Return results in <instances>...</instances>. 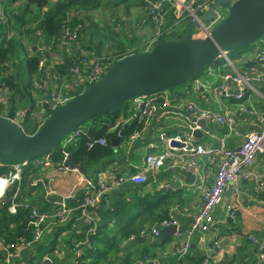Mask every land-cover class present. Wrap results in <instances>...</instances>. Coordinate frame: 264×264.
I'll use <instances>...</instances> for the list:
<instances>
[{"label":"crops","instance_id":"1","mask_svg":"<svg viewBox=\"0 0 264 264\" xmlns=\"http://www.w3.org/2000/svg\"><path fill=\"white\" fill-rule=\"evenodd\" d=\"M23 3V0H17L14 6ZM131 8L140 9V6L133 5ZM128 21V17L120 16L118 24L122 25ZM129 25L127 24V27ZM153 38L154 32L152 30L145 42L138 45L140 42L138 39L132 43L129 42L127 46L131 51L136 46L144 47ZM35 44H37L36 40L30 43L33 51ZM79 48L75 45L74 52L77 53ZM81 52L85 51L81 50ZM262 54L264 52L255 53L254 56L250 54L247 57L239 55L240 61L245 67L239 71L246 74L256 72L257 79L252 82L256 90H249L245 98L240 101L220 97L213 91V86L222 80V74L231 70L229 63L223 58H218L215 66L209 68L208 76L214 77L215 82L208 84L197 77L190 86L184 88L187 91L186 97L177 94L176 88L161 92L164 97L155 95L158 106L156 111L148 117L149 123L144 130V135L135 140H130V137L125 140L122 139L120 144L115 147L116 154L110 157L113 161L108 165L106 171L111 169L107 172L115 176L137 173L143 166L146 155L154 151L148 147L150 142L155 143L159 148H163L166 145L165 137L185 136L193 132V127L197 128V125L193 123V120L196 119L195 116L188 109L189 102L220 113H230L235 118V124L231 129L216 121L207 120V126L201 128L203 136L201 138L195 137L196 142L216 146L221 137L229 134L226 137L227 146L238 147L245 141L251 130L259 129L264 124V61L259 60L256 56ZM1 75L0 73V77H2ZM134 107L130 116L122 119L120 123L122 126L130 125L139 120L140 107L137 104ZM123 128L120 129V132ZM215 170L216 163L207 156H200L197 168H188L183 165L180 158H170L157 171L148 172L145 183L125 182L106 195H109L110 200L122 193L127 199H131L132 194L153 190H163L170 193L171 207L169 213L172 218L178 220L177 230L174 232L163 229L158 237L140 235L125 241L123 250L126 253H131L133 264H151L145 260V257H141V252L146 247L150 251L149 257L155 258L158 264H178L180 262L178 248L183 244L182 241L185 239L193 216L204 203L205 192ZM43 174L49 186L47 189L52 187L58 190V193L51 198L60 199L71 190H75L69 203L74 207L77 205V194L82 190L81 179L85 177L84 175L77 171L64 170L58 167L45 169ZM88 174L92 177L89 171ZM247 174V177L240 178L236 183L228 185L222 201L214 212L216 225L208 232H197L193 236L191 249L185 256V264H251L255 243L250 236H255L259 242L264 240V152L258 153L254 163L248 168ZM36 200L39 202L45 200L46 203L51 204L45 197V191H41ZM51 205L52 208L54 204ZM229 205L237 212L233 220L227 217L225 213ZM88 224L86 218L79 216L74 223V230L78 232L76 234H83L87 230ZM52 231H47L40 243L43 240H48L53 234ZM70 232V230L66 231L63 235L69 236ZM74 238L71 239L74 240ZM57 245L58 251L54 250L53 254L50 255L52 264H74V255L68 244L62 239ZM257 253L254 256L257 260L256 264H264V262H260ZM32 254L34 255L36 252L32 253L29 249L23 251L26 262Z\"/></svg>","mask_w":264,"mask_h":264},{"label":"trees","instance_id":"2","mask_svg":"<svg viewBox=\"0 0 264 264\" xmlns=\"http://www.w3.org/2000/svg\"><path fill=\"white\" fill-rule=\"evenodd\" d=\"M16 1H0V73L2 74L0 87L4 88L6 86L8 88L12 97L11 103H9L10 106H18V108L30 106L33 108L35 101L33 83L36 76L42 75L39 63L44 55L34 52L29 44L34 40L44 44L47 42L51 45V49H56V45L61 44L63 29L66 24L70 29L77 32V43L75 45L80 48L77 53L74 52L73 45L63 48L64 59L58 60L59 63L57 64L51 60L50 55H46L45 66L50 67L53 65L51 74L60 77L58 79L70 78V68L79 63V58L83 57L85 52L89 56H99L104 63L110 65L126 55L146 51L144 50L145 46H141L134 47L133 51L129 52L127 44L121 42L116 45L115 50L113 47L102 50L103 41L100 37L104 29L109 28L105 25L106 20L112 25H118L119 23L120 17L111 14L109 10L118 7H126L130 10L133 5L148 9V0H49L47 6L43 5L41 7H37L34 2H26V0H23V4L14 6ZM102 9L112 16H104ZM167 22L168 25L171 24L172 19L169 18ZM168 37L176 38L173 32L168 34ZM132 41L135 40H130L131 43ZM259 42L263 44L264 39ZM255 46L256 44H250L235 50L241 53L244 49ZM81 50L85 52L82 53ZM21 51L24 54L22 58H20ZM17 58L21 61H17ZM198 76L193 77V79ZM89 85V83L81 85L71 95L76 96L82 93ZM134 101L132 100L114 110L96 116L78 128L83 130V133L75 136L63 147V150L71 155V162L74 165L86 166L90 174L99 168L106 170L105 168L113 161L110 157L116 154V148L112 145L111 140L117 137L120 129L124 127L120 124L122 119L127 118L133 112L132 109L136 105ZM2 108L1 105L0 112L3 110ZM48 112L52 113V111ZM12 114L13 111L5 116L13 117ZM29 123L30 120L27 114L22 124L24 130L29 126ZM40 126L31 125L26 132L34 134ZM116 126L117 128L111 131ZM143 127L144 119L140 118L127 125L123 139H128L134 132L142 130ZM101 137L106 138L107 143L105 145L96 142ZM90 142L93 143L91 147L89 146ZM50 153L56 165L61 166L64 152L52 151ZM32 166L30 163L24 168L25 184L20 197L17 199L19 203L17 211L15 213L10 211V203L8 205L0 204V240L4 243L17 245L23 241L32 240V226H29L28 222L31 220L30 214L33 207L46 212H53L57 208H51V204L46 203L45 200L40 202L35 200L32 192H29L30 189L34 190L36 188V186H31L30 181L27 179ZM8 172L9 168L7 166L0 167V175H7ZM85 194L86 191L81 190L77 196L82 199ZM38 195H40V192ZM108 196L104 197L102 202L93 208L97 214L98 227L84 245V252L80 259L81 264H116V262L118 264H133L131 253H126L123 250V243L133 236H140V232L144 227L171 217L169 213L171 207L169 192L163 190L139 192L138 194H132L131 199L125 198L123 193L118 194L114 199L110 197V200ZM80 214L79 210H75L68 221L55 224L50 238L36 244L32 249H29L30 252L42 251L43 247L48 245L51 247L49 250H54L56 244H59L62 239L72 250L74 241L71 238L76 237L83 240L86 236L85 232L76 234L72 230ZM69 230H71L69 236H64L63 234ZM257 251L258 246L255 243L251 264L257 263L256 258H254ZM141 253V257L150 256L148 247ZM41 260L36 259L35 254H32L31 257L27 258V264H42ZM0 264H7L6 255L3 252H0ZM11 264H20V261L15 260Z\"/></svg>","mask_w":264,"mask_h":264},{"label":"built area","instance_id":"3","mask_svg":"<svg viewBox=\"0 0 264 264\" xmlns=\"http://www.w3.org/2000/svg\"><path fill=\"white\" fill-rule=\"evenodd\" d=\"M148 3V16L152 18L154 38L150 40L147 47L148 50L146 51H149L154 47L164 29L167 34L177 30L178 33H175L176 37L178 35H183L186 31L188 20L192 19L196 21L198 25L195 29L194 36L205 38L209 34V27L221 21L223 18V13L218 11L213 22L206 23L201 19V16L210 8L211 0H148ZM169 18L172 19V22L168 25L167 21ZM38 34H40V32H38ZM75 43H77V32L70 29L66 24L63 29V36L59 46L66 48L72 45L75 46ZM256 54H258V52H256ZM256 56L259 60L264 61V54ZM221 57L229 63L231 70L223 73L222 80L213 86V91L216 92L218 96L240 101L245 98L249 90H256L252 84L253 81L257 80L255 76L256 72H251L246 75L239 71L234 62L227 55ZM45 64L46 56L44 55L40 61V66L42 65V69L40 70L45 71L43 69ZM109 66L110 65L104 63L99 56L84 55L79 58V63L70 68V71L81 75L84 79V84H92L105 75ZM0 92H4V94L7 93L4 91L3 87H0ZM160 93L148 96H138L134 99L140 107L138 118L144 119V127L142 130L134 132L131 135L130 140H135L144 135V130L149 123L148 117L156 111L158 106V101L154 96L159 95L160 97H164V95L162 93L160 95ZM7 94L10 95L9 91ZM55 97L56 99L54 102L50 103L48 111H55L59 106L69 102L74 96L65 95ZM188 109L196 119L204 118L206 120L216 121L230 129L235 124V118L230 113H220L212 109L202 108L193 102L188 103ZM194 128L195 127H193V129ZM82 133L83 130L78 129L68 141ZM228 135L229 134H225L221 137L216 146L196 142V138L193 136L192 132L185 136L176 135L165 137L166 145L163 148H159L158 145L150 142L148 147L154 149V151L149 152L146 155L143 166L137 173L133 174L115 176L104 170L100 173L99 179L94 180L93 178H87L77 169H73V171H77L85 176L81 179V188L86 191L85 196L82 199L78 198L77 205L74 207L70 205L69 200L73 197L75 190H71L60 199L51 198L58 193L56 188L50 187L45 190V197L51 204H54L53 207L57 208L53 212H46L37 207H33L32 213L30 214L31 220L28 222V225L32 226V240L23 241L17 245L11 243L5 244L3 241H0V249H6V259L9 261L7 264H11V262L15 260H19L20 264H27L23 256V251L26 249H32L36 244H39L47 231L54 230L53 226L55 224L68 221L75 210H79L81 213L80 216L86 218L89 222L87 230L85 231V238L79 240L75 237L73 240V261L74 264H81L80 259L84 252V245L89 240L90 236L96 232L98 227L97 214L93 208L98 206L108 193L114 188L120 187L125 182H133L137 184L145 183L147 181L148 172L153 170L157 171L164 165V162L167 159L180 158L183 165L188 168H197L200 156H208L216 163V170L207 186L204 203L200 210H198L193 216L185 239L182 241L183 244L178 248L180 258L178 264H185V256L191 249L193 236L197 232H208L216 225L214 212L222 201L228 185L230 183H236L240 178L247 177L248 168L254 163L258 153L264 152V124L259 129L251 130L245 141H243L238 147L227 146L226 137ZM172 140L182 143L183 145L180 147L172 146ZM96 142L105 145L107 140L106 138L101 137ZM92 145L93 143L90 142L89 146L91 147ZM62 151L64 152V159L61 166L56 165L51 153L46 154L34 162L43 165L45 168L58 167L60 169L69 170L70 168L65 164L69 153L64 150ZM26 165H28L26 162H0V167L7 166L9 168L7 175H0V204L8 205L10 203L9 209L12 213L17 211L19 204L17 199L20 197L25 184L24 168ZM27 177L31 186L40 185L39 181H37L38 178H35L30 174H28ZM161 187L164 186L161 185ZM225 213L226 216L232 220L237 215V212L230 205L226 208ZM178 225V220L171 216L170 218L163 219L151 226L144 227L141 230L140 235L158 237L161 235V231L164 228L170 226L178 227ZM72 230L75 232L74 225ZM250 237L253 242L258 245L257 255L260 262H264V240L259 242L255 236ZM48 257L51 258V256ZM45 258H47V256ZM145 260L151 264H158L155 258L149 256H145Z\"/></svg>","mask_w":264,"mask_h":264},{"label":"water","instance_id":"4","mask_svg":"<svg viewBox=\"0 0 264 264\" xmlns=\"http://www.w3.org/2000/svg\"><path fill=\"white\" fill-rule=\"evenodd\" d=\"M27 2L41 7L47 6L49 1ZM218 11L223 13V18L209 27L205 38L194 36L198 25L189 19L183 35L170 38L164 29L149 51L126 55L112 62L102 78L59 106L34 134H28L23 125L11 117L0 115V162L29 164L52 151L62 152L65 140L87 121L138 96L157 94L183 84L204 72L218 57L264 39V0H211L210 8L201 19L206 23L213 22ZM193 123L197 125L193 136L201 138V128L207 126V120L197 118ZM125 127L112 138L114 147L123 139ZM171 145L180 147L183 144L172 140ZM65 164L91 178L86 166L71 162L70 154ZM164 230L175 232L177 226ZM42 263L52 264V259L44 258Z\"/></svg>","mask_w":264,"mask_h":264},{"label":"rangeland","instance_id":"5","mask_svg":"<svg viewBox=\"0 0 264 264\" xmlns=\"http://www.w3.org/2000/svg\"><path fill=\"white\" fill-rule=\"evenodd\" d=\"M133 10H134L133 8H130V10H128V9H126V7H118L114 10H109V12H111V14H114L117 17L118 16L119 17L120 16L129 17V21L126 22L125 24H122V25H119V24L118 25H112L109 21L107 22V20H106L105 25H107L109 28H105L103 33L101 34V37H100V39H102V41H103L102 42L103 43L102 50H105L106 48H109V47H113L115 50L116 45L118 43L121 42V43L128 44L130 42V40L140 39V42L138 43V45H140L141 43L145 42L149 38V32H151L153 29V26H152L153 22L151 20L152 18H150L148 16L149 8L146 9L144 7H140V9H135L134 11ZM102 11L105 14L104 16H106V17L112 16L106 10L102 9ZM141 14H143V15L141 16ZM127 24H130V25L127 27ZM145 33H147V34H145ZM175 33H178V31L175 30V32H173V34L176 35ZM167 36H168V34H167ZM149 43H150V40L145 45L144 50H148L147 47H148ZM0 44H1V40H0ZM56 46H57L56 49L53 50V49H51L52 48L51 45L47 44V42L44 44L43 42L40 43V41H38L37 44H35L36 52L43 54L45 56L50 55L52 58L51 60L55 64L59 63L58 60L64 59L63 47H60L59 45H56ZM132 51L133 50H131V51L129 50V52H132ZM256 52H264V44L259 42L256 44L255 47H250L248 49H245L241 53H239L237 50H233V51L229 52L228 54H229L230 59L234 62L235 66L238 69L243 70L245 67H244V64L240 61V56L244 55L245 57H247L250 54H253V56H254ZM23 55H24L23 51H21L20 58H22ZM84 55H87V54H84ZM17 61H21V60H19L17 58ZM216 62H217V60L210 63L206 67V70L204 72H202L198 77L201 80L207 82L208 84L210 82H215L214 77L212 78V77L208 76V71H209L210 67L215 66ZM41 66L39 63V69H42ZM53 67H54L53 65L50 67L45 66L43 68L45 71L40 70L42 75L35 77V81L33 83V85H34L33 96L35 97L33 108H31L30 106L19 107V108H18V106H16V107L10 106L9 103H11L12 97L7 94L8 88L6 86H4V91L7 93L4 94V92H0V106L1 105L3 106V108H2L3 110L0 112V115L5 116V115L10 114L11 111H13V114H12L13 117H11V119H13L14 121H16L20 124H23L24 117L28 114L30 123H29V126L27 128H25L28 131L29 127H31V125L32 126L42 125V123L50 116V113L48 112V110H49L50 103L55 101V99H56L55 96L71 95L74 91H77V89L82 84L85 83L83 77L81 75L73 72V71L72 72L70 71L71 72L70 78L65 77V78L58 79L60 77L51 74ZM244 74H246V73H244ZM246 75H248V74H246ZM193 81H194V79L189 80L186 84L183 83L181 85L173 87L172 90H175V88H176L177 94H179L182 97H186L187 91H185L184 88L187 86H190L193 83ZM135 104H137V103L135 102ZM67 141H68V139L65 140L64 144H66ZM32 165H33V168H31V174L30 175L35 177V178H38L37 181H39L40 185L36 186V188L34 189L35 191L30 189L29 192H32L33 198H35V200H36L38 193L41 191L47 190V188L49 187L47 182H46V179L44 178V174L42 175V173L44 172L45 169H50V168H45L43 165H40L37 162H33ZM105 169H107V167ZM101 170H104V169L99 168L97 171L92 173V176L95 180L99 179V175L102 172ZM107 171H111V169H109ZM42 180H43V182H42ZM37 187H39V188H37ZM43 248L44 249L42 251H36V254H35L36 259H39V260L42 259L43 260L46 256L48 257V256L52 255L54 250L58 251V245L57 244L55 246V249L52 251L49 250L51 248L50 245L44 246ZM5 250L6 249L2 248V249H0V252L6 253ZM44 251H46V252H44ZM6 262H9L8 259H6Z\"/></svg>","mask_w":264,"mask_h":264},{"label":"clouds","instance_id":"6","mask_svg":"<svg viewBox=\"0 0 264 264\" xmlns=\"http://www.w3.org/2000/svg\"><path fill=\"white\" fill-rule=\"evenodd\" d=\"M227 56L229 57V54H227ZM218 58H223V57L220 56V57H218ZM218 58H217V59H218ZM223 59H224V58H223ZM224 60H225V59H224ZM225 61H226V60H225ZM166 90H167V89H166ZM164 91H165V90H164ZM162 92H163V91H162ZM159 93H160V92H159ZM29 174H30V173H29ZM91 178H92V177H91Z\"/></svg>","mask_w":264,"mask_h":264},{"label":"bare ground","instance_id":"7","mask_svg":"<svg viewBox=\"0 0 264 264\" xmlns=\"http://www.w3.org/2000/svg\"><path fill=\"white\" fill-rule=\"evenodd\" d=\"M129 141V140H128ZM208 157V156H207ZM210 159V158H209ZM129 238V237H128ZM1 241V240H0ZM6 244V243H5Z\"/></svg>","mask_w":264,"mask_h":264}]
</instances>
